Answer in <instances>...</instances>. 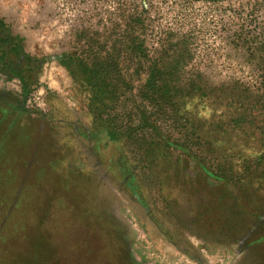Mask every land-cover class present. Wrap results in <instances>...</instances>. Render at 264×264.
Instances as JSON below:
<instances>
[{
    "label": "rangeland",
    "instance_id": "rangeland-1",
    "mask_svg": "<svg viewBox=\"0 0 264 264\" xmlns=\"http://www.w3.org/2000/svg\"><path fill=\"white\" fill-rule=\"evenodd\" d=\"M0 18L43 60L26 100L31 133L19 127L0 147V264H264L261 248L239 241L264 217V182L246 190L256 194L228 193L199 166L201 159L212 172L238 174L242 157L228 148L264 145V107L252 105L264 93V0H0ZM98 59L130 73L135 87L149 73L173 71L210 91L211 100L188 102L206 119L204 143L169 109L122 100L195 158L168 148L146 159L127 138L85 137L98 126L73 60ZM0 91L20 93L21 84L0 73ZM221 94L246 95L245 116L237 119L235 104L220 116V105L236 102ZM218 119L231 133L225 146L212 126Z\"/></svg>",
    "mask_w": 264,
    "mask_h": 264
},
{
    "label": "trees",
    "instance_id": "trees-1",
    "mask_svg": "<svg viewBox=\"0 0 264 264\" xmlns=\"http://www.w3.org/2000/svg\"><path fill=\"white\" fill-rule=\"evenodd\" d=\"M59 59L62 63L67 62L66 56H62ZM42 62V58L34 57L25 51L23 38L12 33L9 26L0 18V73L8 78H17L21 84L20 93L0 91V147L7 141V138H11L10 135L15 134V130L19 127L25 130L24 133H31L30 128L23 124L24 121H30L29 118H31L32 114L26 107V100L33 84L37 81ZM73 62L78 69V76L82 86L87 92L88 113L91 115L92 124L95 123L98 127L99 125L101 126L96 129L91 126L85 131L84 135L86 138L97 140L96 137L99 134H104L111 142L127 138L137 145L138 150L146 159H157L156 152H161L168 148L179 149L182 154L190 159L195 158V155L190 152V147L185 144L182 146L171 140L169 136L162 134L158 127L149 121L148 116H145L143 111L134 113L131 110L122 109L124 108L122 100H147L160 110L169 109V117L173 118L176 115L175 121L181 128L185 129V133H190L192 139L197 141L196 143H204L205 135L209 134L208 130L205 131L206 125L204 123L206 119L203 117L199 118L196 115L194 117L190 113V105L188 104L191 100L212 99L208 93L210 91L207 92L203 85L196 83L197 81L194 80L182 82L176 78L177 73L167 71L149 73L145 77L144 83L135 87V80L130 73L123 72L116 67H107L106 60L98 59L90 66L82 60H73ZM220 96L223 97V100H236V102L233 101L230 105L227 102L224 105H220L219 115H227L228 117L229 108L235 104L236 109L241 111L240 116L237 117L240 120L245 110L247 111L246 107L250 104L245 100L247 96H237L236 99H233L228 97L227 94L217 95V97ZM258 103H260V107H264V93L258 96L256 103L252 104L254 108H256ZM205 105L206 103L198 105L199 110L205 109ZM250 109L248 108V113L251 112ZM134 115H137V122L133 118ZM194 118L197 120L196 122H192ZM175 121L173 120V122ZM218 122H221L220 119L216 120L212 126L219 133L217 136L219 143L224 145V142L231 140V133L228 129L225 130L227 127L225 122H223V125H218ZM257 130L256 128L254 132H257ZM77 132L83 136L81 131L77 130ZM154 133L158 135V140L153 136ZM258 134L264 139V127ZM225 135H228L227 140H224L226 138ZM209 145H212V143L210 142ZM246 147L247 144L245 146L244 143H239L233 144L228 148L232 153L237 151L238 155L242 157V163L239 166L243 167V169L238 174L228 175L226 172H212L202 163L201 159H199L201 163L199 164L200 169L206 176L226 184V188L230 189H227L228 193L239 189L241 193L248 195L250 192H246V190L253 186L254 183L264 182V170L257 175L254 174L257 166L264 165V145L259 147V149L257 148L253 153L246 152ZM119 162L124 174L128 177L127 184L133 192L138 193V186L133 184L134 176L132 171L126 168L127 164L123 158H120ZM223 163H227L226 159ZM250 194H256V191ZM237 201L235 200L233 204L234 208ZM143 204H146V202H143Z\"/></svg>",
    "mask_w": 264,
    "mask_h": 264
},
{
    "label": "flooded vegetation",
    "instance_id": "flooded-vegetation-1",
    "mask_svg": "<svg viewBox=\"0 0 264 264\" xmlns=\"http://www.w3.org/2000/svg\"><path fill=\"white\" fill-rule=\"evenodd\" d=\"M133 194L135 195V198L137 200H140L141 199L138 193H135L134 192ZM143 209L145 211H147V208L144 205H143ZM116 218H119L121 221L122 220L125 221L121 217H116ZM255 222L257 224L259 223L258 224L259 226L257 224L254 227L253 226H250V227H253L255 231L253 229L252 230H247L248 233H246V234L244 233L245 235L241 236V238H240L239 241L240 242H244V243H246L248 245V246L245 247L246 249L255 248L258 251L261 248L260 251L263 250L262 252H264V249H263V247H264V217L262 216V218L259 219L258 222L257 221H255ZM128 226H129V224H128ZM129 228H130V226H129ZM249 235H250V237H249ZM260 244L262 245V247H261ZM262 257L264 258V254L262 255Z\"/></svg>",
    "mask_w": 264,
    "mask_h": 264
}]
</instances>
